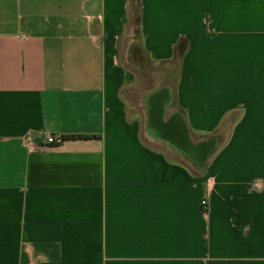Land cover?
Masks as SVG:
<instances>
[{
  "label": "crops",
  "instance_id": "crops-1",
  "mask_svg": "<svg viewBox=\"0 0 264 264\" xmlns=\"http://www.w3.org/2000/svg\"><path fill=\"white\" fill-rule=\"evenodd\" d=\"M128 6L0 0V264H264V0Z\"/></svg>",
  "mask_w": 264,
  "mask_h": 264
},
{
  "label": "rangeland",
  "instance_id": "rangeland-1",
  "mask_svg": "<svg viewBox=\"0 0 264 264\" xmlns=\"http://www.w3.org/2000/svg\"><path fill=\"white\" fill-rule=\"evenodd\" d=\"M118 58L120 64L124 68V72L127 75V80L124 86L120 91V96L124 101V104L127 107V115L130 119H133L137 122L139 129H140V136L144 142L147 141V135L145 133L146 128V114H144V108L138 107L141 103L140 100H143L147 97L148 93L154 87V79L152 76V68L153 70H160L161 66H156L154 63H149L145 67L146 69L141 68H134L131 65H134L132 61L128 60V63L125 62V58L123 56V48L120 46V51L118 53ZM137 67V66H136ZM156 67V68H155ZM144 105V103H143ZM145 107V105H144ZM133 109V110H131ZM151 144L154 148H161L163 149L168 155H171L165 144H155V143H148ZM188 157L187 155H185Z\"/></svg>",
  "mask_w": 264,
  "mask_h": 264
},
{
  "label": "trees",
  "instance_id": "trees-1",
  "mask_svg": "<svg viewBox=\"0 0 264 264\" xmlns=\"http://www.w3.org/2000/svg\"><path fill=\"white\" fill-rule=\"evenodd\" d=\"M129 1V10L132 18V24L137 26L139 24V0H128ZM185 50V42H179L176 48L174 49L173 62L178 63L180 57L183 55Z\"/></svg>",
  "mask_w": 264,
  "mask_h": 264
},
{
  "label": "built area",
  "instance_id": "built-area-1",
  "mask_svg": "<svg viewBox=\"0 0 264 264\" xmlns=\"http://www.w3.org/2000/svg\"><path fill=\"white\" fill-rule=\"evenodd\" d=\"M62 137L61 136H56V135H46L45 138V146H53V145H58L59 143L62 142ZM206 202L202 200V206H204Z\"/></svg>",
  "mask_w": 264,
  "mask_h": 264
},
{
  "label": "water",
  "instance_id": "water-1",
  "mask_svg": "<svg viewBox=\"0 0 264 264\" xmlns=\"http://www.w3.org/2000/svg\"><path fill=\"white\" fill-rule=\"evenodd\" d=\"M167 131H168V130L166 129V133H165V134H166L167 136H169L168 133H170V132H169V131L167 132ZM170 134H171V133H170ZM171 136L174 137V135H171ZM171 138H172V137H171ZM174 138H175V137H174ZM181 142L183 143V139L181 140ZM185 145H186V143H185Z\"/></svg>",
  "mask_w": 264,
  "mask_h": 264
}]
</instances>
